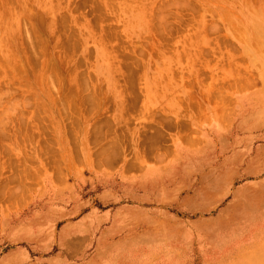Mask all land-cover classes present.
<instances>
[{"label": "rangeland", "instance_id": "rangeland-1", "mask_svg": "<svg viewBox=\"0 0 264 264\" xmlns=\"http://www.w3.org/2000/svg\"><path fill=\"white\" fill-rule=\"evenodd\" d=\"M259 76L264 0H0V221L48 233L212 106L264 135Z\"/></svg>", "mask_w": 264, "mask_h": 264}, {"label": "crops", "instance_id": "crops-1", "mask_svg": "<svg viewBox=\"0 0 264 264\" xmlns=\"http://www.w3.org/2000/svg\"><path fill=\"white\" fill-rule=\"evenodd\" d=\"M253 93L264 101V76ZM206 113L51 210L48 233L39 219H2L0 264H264V135L228 106Z\"/></svg>", "mask_w": 264, "mask_h": 264}]
</instances>
